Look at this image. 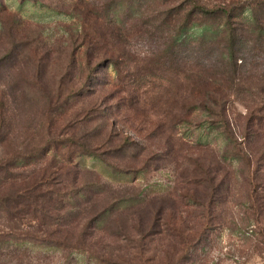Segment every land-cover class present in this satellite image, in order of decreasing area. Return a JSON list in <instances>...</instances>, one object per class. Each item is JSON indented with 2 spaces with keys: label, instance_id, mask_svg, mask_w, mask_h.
Segmentation results:
<instances>
[{
  "label": "rangeland",
  "instance_id": "obj_1",
  "mask_svg": "<svg viewBox=\"0 0 264 264\" xmlns=\"http://www.w3.org/2000/svg\"><path fill=\"white\" fill-rule=\"evenodd\" d=\"M106 1L0 0V131L10 135L0 159L28 153L49 138V129L59 140L75 135L104 157V162L89 156L74 159L82 170L77 183L84 196L74 215H63L66 221L60 217L54 228L68 243L85 242L83 254L76 260L70 251H15L6 245L0 248V264H264V215L257 219L249 200L252 167L222 162L225 139L198 127L200 113L170 133V117L160 105L149 118L131 110L122 100L125 95L118 96L113 67L95 69V60L94 71L88 70L93 56L87 60L81 47L78 36L84 25L74 9L95 11ZM96 26L91 21L85 29L91 34ZM133 44L134 55L149 51L142 41ZM174 94L164 91L153 99H170L171 105ZM67 96L72 98L65 114L49 125L58 98ZM246 113L239 104L230 107L242 143ZM89 114L97 121L88 122ZM63 131L69 135H60ZM252 143L250 153L257 159L264 139L258 136ZM95 185H102L104 193ZM104 209L110 212L95 222ZM9 226L0 212V237L9 233ZM43 231L39 223L26 222L19 234L41 238Z\"/></svg>",
  "mask_w": 264,
  "mask_h": 264
},
{
  "label": "trees",
  "instance_id": "obj_2",
  "mask_svg": "<svg viewBox=\"0 0 264 264\" xmlns=\"http://www.w3.org/2000/svg\"><path fill=\"white\" fill-rule=\"evenodd\" d=\"M96 7L86 13L74 9L84 25L77 35L81 47L87 60L93 56L87 62L88 70L95 60V69L113 67L118 96L125 95L122 100L131 110L149 118L154 106L160 105L163 115L170 117V133L190 124L194 114L200 113L203 120L198 127L218 132L225 139L228 148L222 162L237 161L252 167L249 200L257 219L263 216L264 149L257 159L250 150L256 137L264 139V73L260 71L264 67V0H108ZM91 21L98 26L89 34L85 28ZM135 39L148 45L149 51L144 55L131 53ZM164 91L175 93L171 105L170 99L154 102L153 98ZM71 98H58L49 125L65 114ZM236 104L247 110L244 134L239 135L245 143L239 142L230 119V107ZM91 116L86 115L87 121L96 122L98 117ZM47 135V140L42 139L28 153L0 159V212L10 222L9 233L0 237V248L70 251L77 260L85 242L68 243L66 236L60 237L61 230L54 228L60 217L65 220L74 215L78 198L84 196L77 183L82 170L74 159L89 156L104 162V157L87 142L74 139L75 135L59 140L51 129ZM60 135L69 134L63 131ZM9 137L0 131V148H5ZM31 164L36 165L35 170L26 171ZM72 170L75 176L69 184ZM225 184L223 180L221 187ZM95 186L104 193L102 185ZM216 201L214 198L210 212ZM109 212L104 209L94 221L101 222ZM26 222L39 223L44 237L21 235Z\"/></svg>",
  "mask_w": 264,
  "mask_h": 264
}]
</instances>
